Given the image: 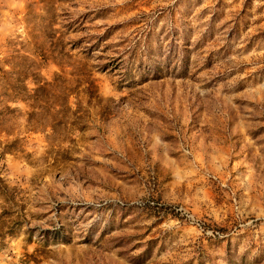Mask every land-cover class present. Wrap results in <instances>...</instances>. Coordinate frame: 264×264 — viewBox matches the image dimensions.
Returning <instances> with one entry per match:
<instances>
[{"label": "rangeland", "instance_id": "obj_1", "mask_svg": "<svg viewBox=\"0 0 264 264\" xmlns=\"http://www.w3.org/2000/svg\"><path fill=\"white\" fill-rule=\"evenodd\" d=\"M0 68L77 88L9 103L0 264H264V0H0Z\"/></svg>", "mask_w": 264, "mask_h": 264}, {"label": "trees", "instance_id": "obj_2", "mask_svg": "<svg viewBox=\"0 0 264 264\" xmlns=\"http://www.w3.org/2000/svg\"><path fill=\"white\" fill-rule=\"evenodd\" d=\"M0 71L2 73L0 76V90L2 91L0 101L3 103L0 109V128L2 131L13 134L11 129L5 128L7 127L5 125L9 121L8 117H12L19 109L12 108L9 104L10 102H22L25 104L26 109L23 114L26 116L25 134L46 132L49 128L53 132L57 131L58 128H63L66 131L68 111L71 109L68 100L77 89L76 87L68 86V78L63 75H58L53 80L36 77L33 80L34 86L30 87L26 76L17 81H8L6 77L7 71L4 68H0ZM93 86V82H88V86L84 91H92ZM17 135L18 137L12 143L10 142L11 147L18 145L25 137H20L23 132H18ZM0 181H2L1 177ZM6 190V186L0 184V191Z\"/></svg>", "mask_w": 264, "mask_h": 264}]
</instances>
